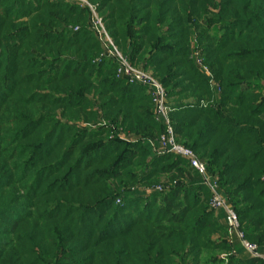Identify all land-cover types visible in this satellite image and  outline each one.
Instances as JSON below:
<instances>
[{
    "label": "trees",
    "instance_id": "obj_1",
    "mask_svg": "<svg viewBox=\"0 0 264 264\" xmlns=\"http://www.w3.org/2000/svg\"><path fill=\"white\" fill-rule=\"evenodd\" d=\"M89 1L263 251L264 0ZM119 67L88 6L0 0V264H264Z\"/></svg>",
    "mask_w": 264,
    "mask_h": 264
},
{
    "label": "built area",
    "instance_id": "obj_2",
    "mask_svg": "<svg viewBox=\"0 0 264 264\" xmlns=\"http://www.w3.org/2000/svg\"><path fill=\"white\" fill-rule=\"evenodd\" d=\"M67 1L77 2L81 5H86L89 7L92 12V24L96 31L97 37L102 42L107 54L115 57L118 60L120 65L118 71L119 74L127 76L131 82H137L149 88L153 103L155 105L156 119L159 121H164L166 125V130L160 135L159 138L150 140L151 144L159 152H171L182 156L188 160L192 167L202 174L204 182L210 187L212 193L211 207L215 211L223 210L225 212V221L228 226L229 240L232 239L233 234H237L241 238L244 248L251 254V256H259L264 258V255L260 252L258 244L250 242L244 238V233L240 229L241 225L238 215L220 190L217 179L208 172L207 164L198 157L193 149L177 140L175 130L169 116L170 106L167 97V90L160 80L156 78L150 71L137 67L128 61V59L117 48L113 38L110 36L105 27L102 17L99 16L95 6L89 0ZM198 63L204 68L206 74L210 75L208 67L203 65L200 59H198ZM156 188L157 190L162 189L161 186ZM223 257L226 258L227 254H224Z\"/></svg>",
    "mask_w": 264,
    "mask_h": 264
},
{
    "label": "crops",
    "instance_id": "obj_3",
    "mask_svg": "<svg viewBox=\"0 0 264 264\" xmlns=\"http://www.w3.org/2000/svg\"><path fill=\"white\" fill-rule=\"evenodd\" d=\"M221 212H223L224 220H225V212L223 210L216 211V215H219ZM234 246L232 249L233 254L240 255L242 257H251V254L244 248L242 244L241 238L237 234L232 235V239L230 240ZM260 252L264 255V250H260Z\"/></svg>",
    "mask_w": 264,
    "mask_h": 264
}]
</instances>
